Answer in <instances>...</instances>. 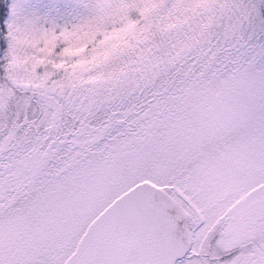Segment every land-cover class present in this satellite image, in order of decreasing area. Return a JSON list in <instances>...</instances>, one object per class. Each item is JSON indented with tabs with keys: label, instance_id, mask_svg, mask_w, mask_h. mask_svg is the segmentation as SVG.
<instances>
[{
	"label": "snow or ice",
	"instance_id": "1",
	"mask_svg": "<svg viewBox=\"0 0 264 264\" xmlns=\"http://www.w3.org/2000/svg\"><path fill=\"white\" fill-rule=\"evenodd\" d=\"M0 264H264V0H0Z\"/></svg>",
	"mask_w": 264,
	"mask_h": 264
}]
</instances>
